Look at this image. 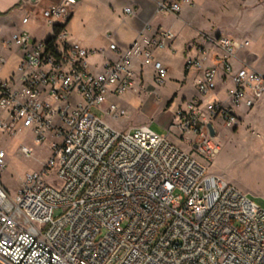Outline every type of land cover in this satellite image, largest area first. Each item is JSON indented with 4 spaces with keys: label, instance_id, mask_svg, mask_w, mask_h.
Wrapping results in <instances>:
<instances>
[{
    "label": "built area",
    "instance_id": "1",
    "mask_svg": "<svg viewBox=\"0 0 264 264\" xmlns=\"http://www.w3.org/2000/svg\"><path fill=\"white\" fill-rule=\"evenodd\" d=\"M76 3L59 0L40 12L51 33L45 41L26 32L0 41V73L5 52L15 61L0 77V132L27 129L51 152L42 171L26 173L14 195L0 185V264H264V207L208 172L220 151L215 121L234 128L238 110L251 109L264 94V76L244 66L234 72L231 65L241 62L237 54L249 41L210 40L220 56L206 68L203 46L186 59L185 69L202 73L195 85L201 97L226 78L230 87L224 101L202 108L194 98L175 111L169 133L177 130L189 148L184 151L146 126L124 133L103 119L125 116L108 97L132 90L134 58L152 67L156 84L164 82L167 68L151 49L170 48L175 35L140 33L144 47L134 41L122 51L110 44L117 59L93 73L87 60L102 51L71 43L66 32ZM178 11L176 1L157 5L158 13ZM19 153L31 155L24 146ZM4 158L0 151V168Z\"/></svg>",
    "mask_w": 264,
    "mask_h": 264
},
{
    "label": "crops",
    "instance_id": "2",
    "mask_svg": "<svg viewBox=\"0 0 264 264\" xmlns=\"http://www.w3.org/2000/svg\"><path fill=\"white\" fill-rule=\"evenodd\" d=\"M23 1L24 0H0V19L8 18L14 10H17L22 12L21 18L26 14L30 15V18L26 24L33 21L35 18L34 10H31L29 6L34 9L35 3H39L44 0H26V2L28 1L27 3H24ZM58 1L59 0H55L49 5L54 4ZM76 1V5L72 8V10L75 8L76 14H81L84 11H89V13L91 14L98 13L99 11H106L116 17L117 20L116 27L113 28L110 32L112 37L107 40L108 44H94L89 40L80 41L77 39L70 38L69 34H67L68 40L71 43H79L82 47L87 50L102 51V54L99 53L93 55L87 60L88 68L93 73L101 72V66L105 62L115 61L117 59V55L109 51L108 49L110 44L116 45L117 48L122 51L127 49L134 41H137L138 46L142 48L144 47V43L139 37L140 33H142L146 38L156 36L157 33L161 30L172 31L175 37L173 41L167 43V46H170V48L168 47L162 50L156 48L151 49L153 57L167 68V75H170L171 71L170 59H177L180 62V80L182 81V85H179L178 83L175 86V92L173 93L171 98H167L165 100L166 109L170 108L172 104H174V100L177 97V92L181 93L183 90V86L186 85L190 80H192V85L194 87L195 92L191 94L188 99L183 97L181 104L175 106V111L179 108H183L186 102L194 98H198L202 101V108H204L205 104L208 102L225 100L226 89L230 87L229 78H226L224 82H219L214 93L205 97H201L197 92L195 85L200 80L202 73L193 69H185L186 59L194 58L198 55V51L196 50L197 46L200 48L201 46H203L205 50V59L203 62L204 67L206 68L213 65L216 56H220V51L213 44L210 43V40L218 36H224L226 38L238 41H249V46L245 50H242L237 54V57L241 62L231 60V65L234 72L240 67L244 66L246 68L253 69L262 76H264V0ZM171 1H176L179 3V11L176 15L170 13L157 12V5L159 3ZM126 7H131L134 11V14L128 17L125 16L122 11ZM204 8L210 10H218L220 12H225L226 10L234 8L237 10V13L247 16L248 22L241 28H238L236 25L232 24L231 29H233V34H212L208 31H204L197 24V17L199 15V11ZM72 10L70 12L68 22L66 24V29L73 17ZM260 17L262 18L261 24L259 19ZM46 27L48 28V26ZM9 38H1L0 41ZM30 39L37 41L31 37ZM5 54L8 59L5 67L0 73V77L3 73H6L8 75L11 71L14 70L15 66L13 55L9 52H5ZM9 60L12 63L11 68H8L6 70ZM133 62V70L135 73L134 82L138 84V89L136 91L140 92L143 88L144 75H151L153 81V69L151 66H142L140 57L134 58ZM111 98L115 97H108V103H113L111 102ZM175 111L172 113V117ZM221 126V128H218L216 127V125H214L216 135L218 136V141L220 142V151L210 163L208 168L210 169L209 173L234 186L236 189L246 194L247 197L250 198L251 195H255L251 191V189H249V187L237 175L229 172L225 168H222L220 165L224 160V150H226L228 147V143H224V140L227 139L234 141L235 138H240L241 135H244H240V133H242V129L243 131L245 129V135L249 138V141L252 142L256 147H260V144H264V94L260 96V98L256 101V103L251 109L238 110V121L234 128H226L222 125V123ZM169 129L170 126H168V131ZM169 139L177 147L181 148L184 151H189L187 145H182L183 141L179 139V134L178 140L174 136L172 137V139L169 137ZM230 144L231 143L229 142V146H231ZM231 147L234 149L238 148V146L236 145Z\"/></svg>",
    "mask_w": 264,
    "mask_h": 264
},
{
    "label": "rangeland",
    "instance_id": "3",
    "mask_svg": "<svg viewBox=\"0 0 264 264\" xmlns=\"http://www.w3.org/2000/svg\"><path fill=\"white\" fill-rule=\"evenodd\" d=\"M54 1L44 0L35 3L34 9L29 6L31 10H34L35 18L28 24L21 23L22 12L17 10H14L8 18L0 19V39L9 38L21 31H26L31 38L37 41L48 39L51 33L40 18V12ZM23 2L27 3L28 1L24 0ZM72 14L73 17L66 29L70 38L80 41L89 40L100 45L108 44L107 40L112 37L110 32L116 27V17L106 11H99L94 14L84 11L81 14H76L75 8L72 10ZM259 19L261 24L262 18ZM247 22L248 17L237 13L234 8L225 12L204 8L199 11L197 17V24L201 29L221 35L233 34L232 24L241 28ZM11 64L9 60L6 70L11 68ZM170 65V75L165 77L162 84L154 83L151 75L146 74L140 92L136 91L138 84L134 82L132 90L120 97L111 98V102L125 111V116L114 119L111 116L103 115L104 121L112 129L119 132L127 133L138 126H146L157 134L168 135L171 139L174 136L178 140L177 130L172 128L170 133L168 131V126L171 125L173 118L172 113L175 111V106L181 104L182 98L188 99L195 90L192 80H190L183 86L181 93L177 92L174 104L166 109L165 100L171 98L178 83L182 85L180 62L177 59H170ZM6 76L7 74L3 73L1 78ZM96 113L102 115L99 112ZM2 114L0 111V117ZM214 125L218 128L222 127L219 120ZM244 131L242 129L240 135H244L235 138L234 141L224 140V143H228V147L224 150V160L220 166L237 175L255 194L248 198L257 205L264 207V147H262L264 144L256 147L249 141ZM229 142L231 146L236 145L238 148H232L229 146ZM182 143L183 146L187 145L185 140ZM20 146L29 149L31 155L28 157L21 155L19 153ZM0 151L5 154V167L0 168V185L10 195L17 192L20 181L26 173L41 172L51 154L47 144L37 145L33 142L32 134L27 129L19 130L16 135L10 136L0 132Z\"/></svg>",
    "mask_w": 264,
    "mask_h": 264
},
{
    "label": "water",
    "instance_id": "4",
    "mask_svg": "<svg viewBox=\"0 0 264 264\" xmlns=\"http://www.w3.org/2000/svg\"><path fill=\"white\" fill-rule=\"evenodd\" d=\"M208 129H209L210 135L214 136V130L210 124L208 125Z\"/></svg>",
    "mask_w": 264,
    "mask_h": 264
}]
</instances>
